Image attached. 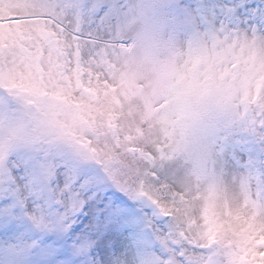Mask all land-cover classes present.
Here are the masks:
<instances>
[{
  "label": "snow or ice",
  "instance_id": "1",
  "mask_svg": "<svg viewBox=\"0 0 264 264\" xmlns=\"http://www.w3.org/2000/svg\"><path fill=\"white\" fill-rule=\"evenodd\" d=\"M0 264H264V0H0Z\"/></svg>",
  "mask_w": 264,
  "mask_h": 264
}]
</instances>
